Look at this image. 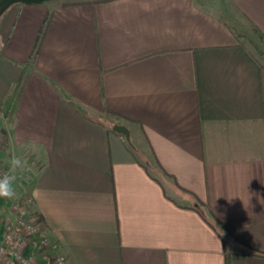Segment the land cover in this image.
<instances>
[{"label":"crops","instance_id":"obj_1","mask_svg":"<svg viewBox=\"0 0 264 264\" xmlns=\"http://www.w3.org/2000/svg\"><path fill=\"white\" fill-rule=\"evenodd\" d=\"M83 1L0 18V105L25 77L0 131L8 163L38 164L40 264H264V64L242 42L264 0L61 5Z\"/></svg>","mask_w":264,"mask_h":264},{"label":"built area","instance_id":"obj_2","mask_svg":"<svg viewBox=\"0 0 264 264\" xmlns=\"http://www.w3.org/2000/svg\"><path fill=\"white\" fill-rule=\"evenodd\" d=\"M31 202L30 196H24L10 203L14 221L0 225V264H40L38 251L55 248L42 227L41 219L30 211ZM61 256L52 257V264ZM62 257L65 263V257Z\"/></svg>","mask_w":264,"mask_h":264},{"label":"rangeland","instance_id":"obj_3","mask_svg":"<svg viewBox=\"0 0 264 264\" xmlns=\"http://www.w3.org/2000/svg\"><path fill=\"white\" fill-rule=\"evenodd\" d=\"M55 1L73 2L76 0H55ZM207 2L212 3L213 1L207 0ZM229 19L236 20L235 18H232V16L231 18L229 17ZM242 25H243L242 33L244 34L243 40H242L243 44L247 46V48L254 54V56L262 62V64H264V39H262L251 27L247 25L245 26L244 24ZM6 148L7 147H6L3 131H0V173L9 172V169H10L11 159L9 160V163H8V161L6 160V158H8L6 156ZM37 165L38 164L36 162L30 160L25 170H17V172L15 173L16 180L14 181V187L15 189L17 187L16 192L20 191L19 193H17L18 195L17 198H22L25 196V194L22 195L23 194L22 192L24 188L26 187V183L31 182V180L33 179ZM13 200L14 199L8 200L5 198H0V225L8 224L14 221V215L10 213V210H9L10 209L9 205ZM37 257L38 259L41 260V258L46 257V255L38 252ZM42 260H45V259H42Z\"/></svg>","mask_w":264,"mask_h":264},{"label":"clouds","instance_id":"obj_4","mask_svg":"<svg viewBox=\"0 0 264 264\" xmlns=\"http://www.w3.org/2000/svg\"><path fill=\"white\" fill-rule=\"evenodd\" d=\"M27 165L28 162L26 160H21L17 156L11 158L9 172L0 175V198L8 200L17 198V192L14 187L15 173L17 170H25ZM55 264H64V258L62 256L58 257Z\"/></svg>","mask_w":264,"mask_h":264},{"label":"trees","instance_id":"obj_5","mask_svg":"<svg viewBox=\"0 0 264 264\" xmlns=\"http://www.w3.org/2000/svg\"><path fill=\"white\" fill-rule=\"evenodd\" d=\"M55 1V0H54ZM109 1H113V0H88V1H83V2H77L74 4H61L62 6H68V5H82V4H98V3H102V2H109ZM25 80V77H22V80L20 83L14 85L12 87V90L10 91V93L4 98V100L2 101L1 105H0V113L4 118H10L13 114L14 111V107L17 103V100L20 96V92L22 89V84L23 81ZM3 134H5V132L3 131ZM126 145L128 147H130V143L126 142ZM39 253H43L44 254V250H39ZM255 256L258 257H264V254L261 253H255ZM49 264V263H48Z\"/></svg>","mask_w":264,"mask_h":264},{"label":"water","instance_id":"obj_6","mask_svg":"<svg viewBox=\"0 0 264 264\" xmlns=\"http://www.w3.org/2000/svg\"><path fill=\"white\" fill-rule=\"evenodd\" d=\"M54 0H0V18L13 5H41ZM112 131L122 135L127 142H130L129 130L120 125H114Z\"/></svg>","mask_w":264,"mask_h":264}]
</instances>
